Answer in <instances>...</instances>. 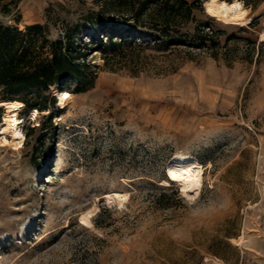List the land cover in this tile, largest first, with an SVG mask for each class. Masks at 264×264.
<instances>
[{
  "label": "rangeland",
  "instance_id": "1",
  "mask_svg": "<svg viewBox=\"0 0 264 264\" xmlns=\"http://www.w3.org/2000/svg\"><path fill=\"white\" fill-rule=\"evenodd\" d=\"M21 1L0 21L102 44L63 106L55 86L20 93L49 106L18 110L22 143L0 128V264H264V0H243L245 22L203 0L183 30L207 21L204 47L157 43L149 21L100 29L112 0ZM178 152L204 165L194 198L164 182Z\"/></svg>",
  "mask_w": 264,
  "mask_h": 264
},
{
  "label": "trees",
  "instance_id": "2",
  "mask_svg": "<svg viewBox=\"0 0 264 264\" xmlns=\"http://www.w3.org/2000/svg\"><path fill=\"white\" fill-rule=\"evenodd\" d=\"M112 1L120 10V13L116 12L117 16L109 15L104 6L94 11V24L100 29L109 22L131 26L149 21L148 27L155 31L153 36L156 42L169 44L192 39L183 26L194 19V9L202 7L203 0ZM124 8L130 14L123 12ZM206 25L207 21L200 22L193 34L195 38L192 41L198 47H204L208 37L215 41L214 30H205ZM122 40L111 37L108 42L120 44ZM101 44L102 40L78 45L73 28H68L64 35L50 38L39 22L28 24L25 30H21L17 25L0 21V99H21L27 110L33 107L48 108L47 104L30 100L20 93L31 87L65 88L72 78L81 85L85 81L83 69L87 64V51L90 46ZM51 100L57 101L54 96Z\"/></svg>",
  "mask_w": 264,
  "mask_h": 264
},
{
  "label": "bare ground",
  "instance_id": "3",
  "mask_svg": "<svg viewBox=\"0 0 264 264\" xmlns=\"http://www.w3.org/2000/svg\"><path fill=\"white\" fill-rule=\"evenodd\" d=\"M205 7L210 14L224 21L245 22L249 16V8L243 0H205ZM54 94L60 100L59 104L63 106L66 100L72 95V92L67 87L55 88ZM0 105L6 108L0 125L4 140H7V134L11 133L14 144L22 143L25 139V134L21 125L25 119L18 115V110L24 107L25 102L21 99H0ZM39 112V108L33 107L28 112L29 117L36 118L39 116ZM168 166L167 177L164 179L165 183L177 181L182 192L187 197L194 198L199 195L202 184H204V165L195 155L178 152L170 160ZM120 193L121 190L112 189L107 191L106 195L111 198H116ZM238 240L242 244L248 242L245 239V235H242Z\"/></svg>",
  "mask_w": 264,
  "mask_h": 264
},
{
  "label": "crops",
  "instance_id": "4",
  "mask_svg": "<svg viewBox=\"0 0 264 264\" xmlns=\"http://www.w3.org/2000/svg\"><path fill=\"white\" fill-rule=\"evenodd\" d=\"M21 0H0V17L9 16L20 5ZM15 24H18L15 22Z\"/></svg>",
  "mask_w": 264,
  "mask_h": 264
},
{
  "label": "built area",
  "instance_id": "5",
  "mask_svg": "<svg viewBox=\"0 0 264 264\" xmlns=\"http://www.w3.org/2000/svg\"><path fill=\"white\" fill-rule=\"evenodd\" d=\"M262 32H263V34H264V29H263V31H262Z\"/></svg>",
  "mask_w": 264,
  "mask_h": 264
},
{
  "label": "snow or ice",
  "instance_id": "6",
  "mask_svg": "<svg viewBox=\"0 0 264 264\" xmlns=\"http://www.w3.org/2000/svg\"><path fill=\"white\" fill-rule=\"evenodd\" d=\"M234 6H238V5H234Z\"/></svg>",
  "mask_w": 264,
  "mask_h": 264
}]
</instances>
